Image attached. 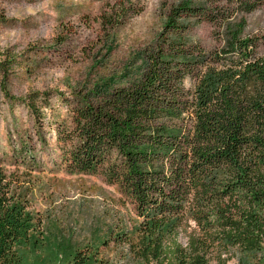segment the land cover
<instances>
[{"label": "trees", "instance_id": "trees-1", "mask_svg": "<svg viewBox=\"0 0 264 264\" xmlns=\"http://www.w3.org/2000/svg\"><path fill=\"white\" fill-rule=\"evenodd\" d=\"M204 1L213 8L181 0L168 9L155 48L126 85L95 101L59 99L68 106L54 129L60 164L116 185L131 205L137 222L106 232L130 264H207L214 249L234 264H264V36L232 28L230 5L246 0ZM191 19L223 30L220 45L188 41ZM47 105H26L40 149ZM18 154L21 164L37 163L25 147ZM24 184L0 169V264H23L38 242L41 220ZM85 248L72 264H108Z\"/></svg>", "mask_w": 264, "mask_h": 264}, {"label": "rangeland", "instance_id": "rangeland-1", "mask_svg": "<svg viewBox=\"0 0 264 264\" xmlns=\"http://www.w3.org/2000/svg\"><path fill=\"white\" fill-rule=\"evenodd\" d=\"M180 1L0 0V169L29 186L28 209L42 225L36 245L24 250L23 264H72L88 245L108 264H130L126 248L109 243L106 232L113 225L130 229L137 222L131 205L116 185L98 175L67 173L60 164L54 129L68 119V106L59 99L95 101L101 92L126 85L155 48L168 9ZM245 3L238 9L230 5L231 26L243 36L260 38L264 0ZM221 34L206 20L188 21L186 39L205 50L217 48ZM259 51L264 54V45ZM185 86L190 87L188 80ZM28 104L48 106L41 108L47 132L43 149ZM22 147L33 152L37 163L21 164ZM193 228L189 223L180 233L181 246ZM206 258L207 264L235 263L231 253L218 249Z\"/></svg>", "mask_w": 264, "mask_h": 264}]
</instances>
